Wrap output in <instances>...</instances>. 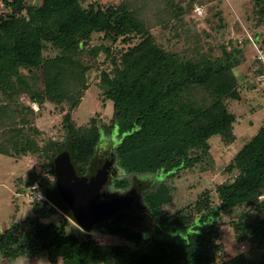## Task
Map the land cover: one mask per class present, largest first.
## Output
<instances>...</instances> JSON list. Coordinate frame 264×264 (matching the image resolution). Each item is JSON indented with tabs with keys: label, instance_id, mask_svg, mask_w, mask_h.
Here are the masks:
<instances>
[{
	"label": "trees",
	"instance_id": "obj_1",
	"mask_svg": "<svg viewBox=\"0 0 264 264\" xmlns=\"http://www.w3.org/2000/svg\"><path fill=\"white\" fill-rule=\"evenodd\" d=\"M86 1L2 0L0 153L40 157L41 169L31 170L17 192L38 183L47 197L31 202L41 216H28L0 232L3 256L10 264L41 252L53 264H264V125L225 168L232 177L216 184L219 204L206 188L196 200L175 207L170 184L185 169L214 166L212 136L221 134L227 143L236 139L237 115L231 106L242 98L236 67L247 45L253 46L251 39L231 38L220 56L213 47L206 52L197 46L192 54L172 51L157 41L145 16L151 0ZM194 2L155 0L154 16L169 27L184 20ZM255 4L261 24L264 0ZM96 34L101 41L92 43ZM254 37L263 44L260 32ZM102 52L108 66L101 70L100 87L103 97L114 102L112 123L102 126L94 116L80 125L73 111L90 87V71L98 68ZM27 98L39 110L47 103L70 105L63 139L40 145L31 135V130L42 131L32 127L36 110ZM116 129L119 142L105 148L106 131L114 135ZM64 151L77 174L87 177L114 157L121 171L111 177L114 186L135 189L144 207L133 203L92 230L80 227L58 184L56 160ZM151 174L158 179L140 178ZM225 212L233 215L235 239L247 247L233 256L221 240ZM147 216L157 233L142 226L151 225ZM95 230L126 243L104 244L90 234Z\"/></svg>",
	"mask_w": 264,
	"mask_h": 264
},
{
	"label": "rangeland",
	"instance_id": "obj_2",
	"mask_svg": "<svg viewBox=\"0 0 264 264\" xmlns=\"http://www.w3.org/2000/svg\"><path fill=\"white\" fill-rule=\"evenodd\" d=\"M92 1L95 0H87L86 2L90 3ZM99 1L103 4H109L118 3L122 0ZM255 1L195 0L184 16V20L170 23L171 25L176 23L174 28H170L171 25L165 27V19L160 21L155 18L154 15H156L157 11L155 0L148 2L145 16L148 23L152 24V32L155 34L157 41L166 45L168 49L192 54L197 46L206 52L213 47V54L220 56L223 53L222 45H227L233 37L240 40V38H246L249 35L254 36L260 32L261 38L264 39V18L261 24L257 23L260 15L255 12ZM137 2L141 1L137 0ZM199 6L204 10L203 14L197 11ZM2 10L5 11L6 8L2 0H0V11ZM159 10L163 12L164 7H160ZM221 16L224 22H222ZM92 41V43H97L101 39L96 34ZM118 45L119 47L124 46L121 42ZM50 52L52 54V51ZM46 53L48 54V52ZM106 56V52L100 54L98 68L90 71L89 74L90 87L81 103L73 111L74 118L80 125L89 124L94 116L97 117L98 122L102 126L112 123L114 102L103 97L100 87L101 70L108 66ZM239 59L241 62L237 65L236 72L241 80L242 98L231 106L237 115L234 122L236 139L232 143H227L221 134L212 136L209 142L212 144L211 151L214 157V166L206 171H203L200 166H196L193 169H185L179 176L170 180V184L175 186V207L184 206L196 200L206 188L211 189L215 204H219L220 198L215 190L216 184L232 177L225 168L264 125V85L258 80L261 67L255 48L248 44ZM247 85L249 86L247 87ZM249 88L251 89L248 90ZM26 102L36 110V114L32 116V127H38L42 133L38 134L33 130L30 132H32L31 135L37 139L40 145L46 144L50 138H64L63 119L69 110V104H65L62 107L47 103L44 108L39 110L38 103L33 102L29 98L26 99ZM118 133L117 129L114 135L107 130L106 135L109 137L103 141V146H112L113 143L116 145L120 140ZM33 169H41V158L35 154L9 156L0 153V232L14 222H20L28 216H41V212L37 211V207L29 201V196L18 193L20 186L24 185L30 171ZM140 178L146 179V176L140 175ZM147 180L150 181L151 178ZM138 206L144 207L142 199L139 201ZM221 217L222 220L226 221L222 226L221 240L226 244L228 255L233 256L244 252L247 249L246 245L239 243L235 239V232L231 224L233 215L225 212ZM145 218L149 220L148 223L151 222L149 216ZM52 219L57 220L58 215L53 216ZM41 220L48 221L46 218H41ZM142 226L148 231L157 233L152 222L151 225L144 223ZM179 232L185 233V229H180ZM90 234L104 244L126 243L123 237L109 234L104 230H95ZM21 257H28V255ZM36 259L38 260L36 264H53L46 252H41L39 256H36ZM0 264L2 263L0 262Z\"/></svg>",
	"mask_w": 264,
	"mask_h": 264
},
{
	"label": "water",
	"instance_id": "obj_3",
	"mask_svg": "<svg viewBox=\"0 0 264 264\" xmlns=\"http://www.w3.org/2000/svg\"><path fill=\"white\" fill-rule=\"evenodd\" d=\"M113 162L114 157L104 162L96 174L87 177L77 174L67 151L57 157L58 184L71 210L70 214L80 227L88 231L107 216L133 207L132 193L135 189L111 198L105 196L107 191L104 187L114 176L111 171Z\"/></svg>",
	"mask_w": 264,
	"mask_h": 264
},
{
	"label": "built area",
	"instance_id": "obj_4",
	"mask_svg": "<svg viewBox=\"0 0 264 264\" xmlns=\"http://www.w3.org/2000/svg\"><path fill=\"white\" fill-rule=\"evenodd\" d=\"M202 7H198V9H201ZM201 13V12H200ZM204 13V11H203ZM202 13V14H203ZM246 38H250L253 47L256 50L257 53V59L259 60V62L262 64V66L264 67V45L261 43H258L255 39V37L253 35H249ZM244 38H240L239 42H243ZM258 80L264 85V72L259 73L258 76ZM39 184L36 183L34 186L30 187L28 190H26L25 192L19 193V194H27L29 197V201L30 202H35V201H42L47 199V197L42 194V192L39 190Z\"/></svg>",
	"mask_w": 264,
	"mask_h": 264
},
{
	"label": "flooded vegetation",
	"instance_id": "obj_5",
	"mask_svg": "<svg viewBox=\"0 0 264 264\" xmlns=\"http://www.w3.org/2000/svg\"><path fill=\"white\" fill-rule=\"evenodd\" d=\"M106 148V147H105ZM111 158H109V156L106 158V160L104 162H106L107 160H109ZM115 163L113 162V165L111 167V171L114 172V176H117L121 171L118 170L116 168V165H114ZM146 176V179H149L151 178V181L152 180H156L158 179V175H155V174H151V175H145ZM148 176V177H147ZM113 177V176H112ZM114 178V177H113ZM112 179V178H111ZM104 189H106L107 193H106V198H111V197H114L116 195H123V194H126L128 192H130V190L132 189H129V191L125 192L121 189H118L114 186V183H113V179H112V183L110 184H106V186L104 187ZM133 196H134V204L135 206H138L139 205V201L142 199L141 196L138 195V193L136 191H134V193H132Z\"/></svg>",
	"mask_w": 264,
	"mask_h": 264
},
{
	"label": "crops",
	"instance_id": "obj_6",
	"mask_svg": "<svg viewBox=\"0 0 264 264\" xmlns=\"http://www.w3.org/2000/svg\"><path fill=\"white\" fill-rule=\"evenodd\" d=\"M249 85H247L248 87ZM251 87V86H250ZM249 88L248 90H250ZM3 231V230H2ZM38 260L34 256H28V257H20L19 258V264H36ZM0 262L2 264H10L9 261L3 256L1 250H0Z\"/></svg>",
	"mask_w": 264,
	"mask_h": 264
},
{
	"label": "clouds",
	"instance_id": "obj_7",
	"mask_svg": "<svg viewBox=\"0 0 264 264\" xmlns=\"http://www.w3.org/2000/svg\"><path fill=\"white\" fill-rule=\"evenodd\" d=\"M197 11L203 13L204 10L203 9H197Z\"/></svg>",
	"mask_w": 264,
	"mask_h": 264
}]
</instances>
